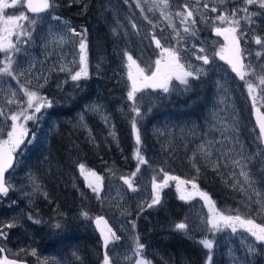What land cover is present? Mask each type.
Instances as JSON below:
<instances>
[{
  "label": "rangeland",
  "instance_id": "1",
  "mask_svg": "<svg viewBox=\"0 0 264 264\" xmlns=\"http://www.w3.org/2000/svg\"><path fill=\"white\" fill-rule=\"evenodd\" d=\"M22 1L18 0L15 7L5 9V16H20L23 13L35 19L36 23L33 25L27 20L20 21L31 32V36L20 37L21 51L15 53L13 57L16 78L0 75V113H4L0 115V133H2L0 141L12 131L10 119L12 114H19L24 109H27L29 115L34 112V108L27 107L28 96L25 92L38 93V97L33 99L34 105L41 103L39 97H43L47 104L39 113H35L34 119L25 121L23 116H20L16 121L18 126L22 124L28 129L27 139L32 142H26L17 150L15 164L6 176L5 183L9 186V197L3 204L5 209H0V232L6 234V236L0 235V239L4 245L35 251L38 259L44 264L78 263L84 254L85 238L96 243L97 248L99 247L91 227V220L95 217L91 212L83 210L87 213V218L82 213H79L80 217L76 214L79 217V223L70 236L62 235L58 238L56 246L48 247L46 242L40 241L37 234L42 228L45 231L49 230V224L41 223L35 216L37 212L35 210L45 209L48 189L54 184L51 176L54 161L51 156H48V151H43L57 133L59 122L70 119L73 122L76 121L78 130L89 131L86 118L90 117L97 124L102 125L104 134L108 138L115 137L112 121L102 107V99L92 95L87 97L86 101L74 104L77 99L74 95L80 87L77 84L89 77L101 75L102 79L105 78L109 82L112 80L110 82L112 84L120 82L126 88L124 103L130 107L129 112H132V117H138L143 121L142 128L146 134L144 136L155 137L162 143L161 148L166 154V160L179 141L178 137L183 136L187 146H192V159L198 158L202 164L213 161V158L223 162L225 171L233 180V186L239 187V191L248 199L247 203L249 202L245 208L242 205L231 206L230 209L218 208L209 195L194 181H184L174 173L164 172L162 167L152 168L147 161L150 153L146 147L142 146L144 142L142 134L139 146L136 144L135 136L132 135L135 148L126 158L120 157L114 163H97L91 169L78 172L81 186L88 197L92 196L100 201L102 198L105 201L102 207L106 216L103 217L109 221L112 231L119 237V239H112L111 234L108 235L110 242L107 252L110 256V264H136L137 259L140 258L150 261L151 264H166L172 260L165 247L166 244L158 238L154 240V245L144 246L141 257L135 254L136 241L133 237L134 228L131 219L133 213L130 214L132 209L133 211L149 210L157 205L148 207L152 203L153 182L158 185L164 184L165 174L175 179H168L167 184L162 188L157 187L156 191L161 197L164 190H170L177 202L178 210L183 209L184 217H187L184 224L190 227L191 233L188 240L193 249L192 264H196L195 254L203 257L201 264H264V244H258L255 238L238 223L235 225L237 233L234 234L231 227H226L220 220L221 215H239L245 219H252L256 225L264 227V198L262 195H256L259 191L254 181V173L257 172L255 166L259 163L264 165V154L261 150L254 148L253 141L250 140L249 143L244 144V139H241L242 124H239V113L244 112L245 109L249 113V109L253 107V96L256 97V107L262 108L264 105V85L260 84V79L264 78V46L257 45L254 40L256 36L264 38V25L259 28L261 23L256 18L258 16H245L243 12V15L237 18L240 46L244 50L245 57L243 63L247 66L243 69L245 75L241 79L231 74L225 61L216 55L222 49L225 51L226 41L223 36L214 34L213 27L224 28L235 25H230L227 21L221 23L212 16L205 18L210 7L204 6L210 5V0H167V6L163 0H129V2L125 0L124 4L119 0H92V5L95 6L92 20L84 16L85 9L81 7L87 0H63V5H61L62 0H55L53 7L45 14L33 17L25 13L21 6ZM70 5L79 8L67 11ZM185 6L193 13V16L182 23L187 16ZM244 7L260 8L259 4L246 5L242 0V8ZM177 12L181 15L177 16ZM256 12L252 13L256 14ZM73 15L85 17L84 21L74 23L70 19ZM103 15L108 16L110 20L103 19ZM146 15L153 19L157 16L158 19H147ZM53 16L59 19L54 20ZM193 21L195 24L192 23ZM106 23L109 28L105 32L103 26ZM133 25L136 27L134 28ZM184 27H189L195 35L185 33ZM69 29H75L78 34L73 35ZM154 36L161 41L163 47L176 51L177 62L183 64L185 70H188V66L191 65L192 69L201 68L203 71L197 78L187 77L188 85H181L173 77L169 85L170 91L167 93L163 90L150 92L142 89L141 92L136 93L138 98L136 106L141 113V110L154 107L155 104H158V108H162L169 102L168 100H175V103H187L188 94L197 85L201 89L208 90L206 97L200 100L201 104L197 111L196 121L198 120L200 124L196 123L194 118H189L190 113L182 116L185 111L182 109H176L175 114H166L148 120L146 114L143 117H141L142 114L136 116V113L132 111L134 102L127 98L132 84L128 79L129 72L139 83L144 76L156 71L157 59L162 61V68L163 63L169 59L167 54L162 55V50L156 47ZM61 37L63 40L60 39ZM82 38L87 44L88 75L73 81L71 75L80 71L81 67L79 41ZM101 38L108 39V48L99 47ZM16 39L14 35L12 37L14 43ZM200 48L206 51L199 52ZM257 51L261 52L259 58L256 56ZM125 52L136 61L134 65L127 60ZM200 55L209 56V64L205 65L202 60H198L197 56ZM4 58L5 54L0 53V61ZM3 66L0 63V68ZM61 68L64 70L61 71ZM138 68L142 72H138ZM260 71L263 72L260 73ZM201 79L205 81L204 87L199 82ZM246 82L252 83L255 88L251 95ZM65 97L71 98L68 101L73 103H69L67 107H73L67 112L68 115L62 117L58 108L63 106ZM70 125L75 124L70 123ZM252 130L253 128H249V132L247 129V133L249 132L250 138L256 139L257 134L255 133V136ZM110 132L114 133V136L110 135ZM137 149L146 160V163L139 165V171H137L139 163L136 156ZM32 153L36 156L33 163L29 160ZM234 161L240 163L237 164ZM242 168L254 181L251 186L240 174ZM252 168H254L253 173H251ZM132 173H136L134 177ZM97 177L100 179L98 180ZM125 178L131 179L136 188L135 191L129 190L128 185L124 183ZM193 182L196 188H193ZM93 187L98 188L99 196L93 192ZM202 194L208 199H204ZM181 196L184 199H181ZM39 201H43L44 205L36 206ZM210 218L217 223V228L209 226ZM8 223H13L14 226L6 227ZM141 225L138 222V227ZM149 227L147 226V230ZM203 240L213 244L210 252L203 247L201 243ZM249 246L254 249L253 252H249ZM208 255H211V261L208 260ZM97 264H101L100 255Z\"/></svg>",
  "mask_w": 264,
  "mask_h": 264
},
{
  "label": "trees",
  "instance_id": "2",
  "mask_svg": "<svg viewBox=\"0 0 264 264\" xmlns=\"http://www.w3.org/2000/svg\"><path fill=\"white\" fill-rule=\"evenodd\" d=\"M119 1L123 4L126 3L125 0ZM127 1L129 2V0ZM61 5H63V0L61 1ZM81 7L85 9L84 16L92 20L95 13V6L92 5V0H87ZM78 8L79 7L70 5L67 11L72 9L77 10ZM248 10L249 13L257 11L255 15L258 16L256 18H258L257 20L261 23L259 28H262L264 25V8L250 7ZM62 14L65 15L64 11H62ZM246 15L245 13V16ZM85 17H75L73 15L70 19L78 24L82 23ZM108 18V16L103 15V19L110 20ZM145 18L151 20L158 19L157 16L156 19H153V17L149 15H146ZM108 28L109 25L106 23L103 29L106 32ZM99 47L108 48V39L101 38ZM262 72L263 71H260V73ZM101 77L103 76L89 77L79 82L77 85L80 87L77 91L78 95L77 93L74 95V97L77 98L74 104L77 105L80 102H84L87 97L92 95L102 99V107L105 114L108 115L112 121L115 137L113 139L108 138L104 134L102 125L100 123L97 124L93 119H90V117L86 118L89 131L78 130L76 121L73 122L70 119H65L63 122H59L57 133L50 139L49 144L43 151H48V156H51L52 161H54V169L51 171L54 184L48 189L45 209L37 208V210H35L37 211L35 216L39 218L40 222L44 225L49 224L50 229L46 230L47 238H44L48 247L56 246L58 238L62 235H66L67 237L70 236V233L77 227L80 217L79 213H84L83 210L86 212L89 211L95 216H106V212L102 207L105 201L102 200V198L100 201L94 199L92 196L88 197L87 192L82 188L81 181L78 178V172L81 170L80 165H83V169L87 170L95 167L97 163H114L120 157L126 158L131 153V150L135 148L131 129L133 122L132 112H129L130 107L124 103L126 96V91L124 89L126 88H124L120 82H113L112 84L110 83L112 80L109 82L107 79L105 80V78L102 79ZM199 82L201 86L204 87L203 83H205V81L201 79ZM191 91L192 92L188 94L187 103H175V100H168L169 102L162 108H158V104H155L154 107L141 110V117L146 114L148 120L157 116L175 114L177 111L176 109H182L185 110L182 116L190 113L189 118H194V121H196L197 111H199L198 109L202 98L206 97V92L208 90L207 88L201 89V87L195 85L194 90ZM70 99L65 97L66 101H63V106L58 108V110L61 111L60 115L62 117L66 114L68 115L67 112L73 107H67L69 103L73 104L71 101H68ZM259 109L264 114V105ZM239 115V124L241 123L243 125H241V139H244V144L249 143L251 140L253 141L252 144L254 148L261 150L258 136H256L257 133L250 118V111L248 113L245 109V111L240 112ZM135 118L137 120L139 135L142 134L143 136L144 142L142 146L146 147L148 153H150L149 160L147 161L150 162L152 168L162 167L164 172L174 173L184 181H194L199 188L209 195L210 199L218 208L224 207L230 209L231 206L239 205H242L244 208L246 207L249 203H247L248 199L239 191V187L233 186V180H231L227 171H225L223 167L224 164H222L223 162L220 160L216 161L213 158V161L202 164L198 158L192 159V146H187V142L184 141L185 138L183 136L178 137L177 140L180 142L178 141L177 144H175L173 151L168 155L169 157L166 160V154L161 148L162 143L155 137L153 138L149 135H147V137L144 136L146 135L142 128L144 127V123L138 117ZM70 123H74L75 125H70ZM196 123L200 124L198 120ZM249 128H253L252 133L257 137L256 139L249 137ZM247 129L249 131L248 133ZM244 134L245 136H243ZM34 154L35 153H32L29 157L32 163L36 157ZM164 156L166 162L163 160ZM255 168H257V172L254 173L255 187L259 191L260 196L262 195L264 198V165L259 163ZM197 169H199V171H197ZM253 172L254 168L251 170V173ZM170 193V190H164L161 195V202L152 209L138 211H133L132 209V211H130V214L133 213L131 217L133 222H131L135 224L133 237L135 241L138 240L139 243H142L144 246L145 244L146 246H149V244L154 245L153 241L159 238L166 244L165 247L167 248L169 257L172 258V260L168 262L169 264H192L193 249L190 247V242L188 240L191 233L190 227L186 226V229L183 231L176 228V224L186 223L187 217H184L185 214L183 213V209L180 208L178 210L177 202L172 196V193ZM251 203L252 200L250 204ZM39 205H44V202L39 201L36 206ZM3 208V204L0 203V209ZM76 214H79V217L76 216ZM138 222H140L143 227H138ZM57 225H59V227H57ZM147 226H150L148 232ZM84 248V254L80 258V261L74 264H97L100 250L99 247L97 248L96 243L85 238ZM183 252L184 254H182ZM195 256L196 264H201L203 257H198L197 254H195Z\"/></svg>",
  "mask_w": 264,
  "mask_h": 264
},
{
  "label": "snow or ice",
  "instance_id": "3",
  "mask_svg": "<svg viewBox=\"0 0 264 264\" xmlns=\"http://www.w3.org/2000/svg\"><path fill=\"white\" fill-rule=\"evenodd\" d=\"M18 0H11L9 3V0H0V53L5 54L4 60L0 61L4 66L0 68V75H6L10 76L13 79L16 78L15 76V69L13 68V57L15 53H18L21 51V48L19 47L20 37H30L31 32L26 28V26L23 23H20V21H30L31 24H35V19H32L23 13H21L20 16L15 15H7L5 16L4 10L8 8L15 7L17 5ZM165 5L167 6V0H163ZM55 3V0H26V7L28 10L34 14H39L42 12L47 11L48 9L52 8ZM244 3L246 5H253V4H259V7L264 8V0H244ZM139 7V5H137ZM208 5L205 4V8H207ZM212 12H216L217 9L215 7L210 9ZM185 11L187 12V16L184 17L183 22L188 21L193 16V13L191 11L187 10V6H185ZM239 11L245 12L248 16L255 15V13H249V10L247 7L241 8V9H233L232 13L230 14L231 18L228 14L222 13L220 14L217 19L221 21V23H224L227 21L230 25H235L232 27H220V26H214L213 32L217 36H223L225 41L228 43V51H230L231 56L226 57L223 52L224 49L221 50V52H217L216 55L220 56V59L226 60L229 65L232 67V71L237 74L241 79L244 78L245 72L241 71L242 69H245L247 66L242 63V60L244 57V50L240 46V39H239V33H238V25L239 20L235 19L237 16V13ZM177 16H180L181 13L177 12ZM52 19L56 20L59 19L56 16H53ZM195 24V21L192 22ZM135 28L136 25H133ZM69 31L72 32L73 35H77L75 29H69ZM183 31L185 33L195 35V32L193 30H190L189 27H184ZM16 36V42L14 43L12 40L13 36ZM82 35V34H81ZM179 35V34H178ZM63 40V37L60 38ZM153 40L156 44L157 48H160L162 50V55L167 54L168 60L163 63L160 59H157L155 61L156 63V71L152 72L149 76H144L143 80L139 83L137 80L133 77L132 73L129 72L128 79L132 82L131 84V90L127 93V98L129 101H133L132 111L136 113V116H140V109L136 106V93L141 92L142 89L151 88L153 90L161 89L165 93L170 91V82L172 81L173 77H175L176 80L180 82L181 85H188V79L187 77H193L197 78L199 74L203 71L201 68L192 69L191 65L188 66V70H185V66L181 63L177 62V55L176 51L169 49L167 47H163L161 44V41L157 39L155 36L153 37ZM255 43L257 45L264 46V38H261L260 36L254 37ZM86 49L87 44L85 39H81L79 41V56H80V71L75 72L74 75H71V79L73 81H78L81 79L82 76H87V70H86ZM199 52H205L206 50L204 48L198 49ZM127 60L130 62V64H135L136 61L133 59V57L128 54L127 52L124 53ZM261 55V52L257 51L256 56L259 58ZM198 60H202L203 64L207 65L210 62V58L207 55H200L197 56ZM64 69L61 68V71ZM138 72H142L141 69H137ZM260 84L264 85V78L260 79ZM40 87H43V85H40ZM246 87L249 90V95H251L255 88L252 83L246 82ZM25 94L28 96V105L27 107L29 109L34 108V112L29 115L27 112V109L22 110L19 114H12L10 116V119L12 120V131L8 132V140L2 141V143L9 145L6 151H0V194L6 195L9 191V186H6L5 183V177L4 174L7 171L8 168H11L13 166V159L14 155L17 154V150L21 148V145L25 144L26 142L31 143L32 141L30 139H27L28 137V129L25 128L22 124L17 125L16 121L20 118V116H23L24 120H32L35 118V113H39L41 111V108L44 107L47 102L44 100L43 97H39L41 103L34 105L33 99L38 97V93L35 91L32 92H25ZM253 107L255 108V101L256 97L253 96ZM50 106V105H47ZM257 113V125L259 126V139L261 142H264V115L260 114L259 109H255ZM0 115H4V113H0ZM6 119L8 117H5ZM107 119V118H105ZM19 128V130H18ZM132 132L136 139V144L139 146L141 144V138L138 131L137 126V120L135 117H133L132 122ZM2 135V133H0ZM110 135L114 136V133L110 132ZM136 156L138 158V165H137V171H139V165H142L146 163L145 158L140 155L139 149H137ZM234 163L239 164V161H234ZM195 166V165H194ZM83 165H80L81 170H83ZM244 167H247V165H244ZM199 171V169H197ZM136 173H132V176L134 177ZM244 179L245 182L248 183L250 186L254 183V181L251 180L249 173L247 171H244L242 168V171L240 173ZM92 175H95V173H92ZM99 180L100 178L97 177ZM168 179H175V177H169L167 174H165L164 184L158 185L156 182H153V196H152V203L148 205V207H152L155 204H159L161 197L160 194L156 191L157 187L162 188L164 185L167 184ZM124 183L128 185L129 190L135 191L136 188L134 187L131 179L125 178ZM193 188H196V184L192 183ZM93 192L99 196V190L96 187H93ZM257 196H260L259 192H256ZM204 199H208L206 195H203ZM181 199H184L183 196L180 197ZM82 215L87 218V213H82ZM219 215V214H218ZM31 219V217H29ZM220 220L223 221L226 227H231L232 233H237L236 224L238 223L242 228H244L245 231L250 233L252 237L255 238V241L258 244H264V227L256 225L252 219H245L242 218L239 215L236 216H220ZM36 223H39V221H34ZM97 226H99L101 223H104L105 228H107V232L111 234L112 239H119V237L116 236V234L112 231L111 228L107 226V222L104 221L102 217H98L95 221ZM209 226L212 228H217V223L214 222L211 218L208 220ZM6 227H13V223H8L5 225ZM59 227V225H57ZM133 228H135V224H133ZM176 228L179 230H184L186 228V224L184 223H178L176 224ZM0 235L6 236L5 233L0 232ZM101 237L103 238L104 246L106 249L104 258H103V264H110V256L107 252V248L109 245V237L105 235L104 231L101 230ZM203 244V247L205 249H208L209 252L213 248V244L208 240L201 241ZM144 249V245L142 243H139V241H136L135 246V254L138 257H141L142 251ZM254 249L249 246V252H253ZM6 252V249L3 247H0V253ZM33 255H36V252H32ZM79 258V257H78ZM208 260L211 261L212 257L211 255H208ZM0 264H17L16 260L8 259L7 257L0 258ZM136 264H151L150 261H146L143 258L137 259Z\"/></svg>",
  "mask_w": 264,
  "mask_h": 264
},
{
  "label": "flooded vegetation",
  "instance_id": "4",
  "mask_svg": "<svg viewBox=\"0 0 264 264\" xmlns=\"http://www.w3.org/2000/svg\"><path fill=\"white\" fill-rule=\"evenodd\" d=\"M205 7V6H204ZM210 7L209 9L215 7L217 9L216 12H212L211 10H208V15L205 16V18H211L217 17L222 14L226 13L231 18L230 14L232 13L233 9H241L242 8V0H210ZM204 9V8H203ZM205 10V9H204ZM243 15V11H239L237 13L236 19ZM220 39H223L220 37ZM6 182V179H5ZM9 194L5 196L3 199L0 198V203L4 204L5 200L8 199ZM30 211V209L28 210ZM1 223V220H0ZM47 232L44 230V228L40 229L39 233L37 234V237L40 238V241H44V238L46 237ZM47 238V237H46ZM0 247H3L6 249V252L0 253V258L7 257L8 259H13L17 261V264H44L42 261H40L36 255H33V251H26L21 250L17 247L12 246L7 247L4 245V243L0 239Z\"/></svg>",
  "mask_w": 264,
  "mask_h": 264
},
{
  "label": "water",
  "instance_id": "5",
  "mask_svg": "<svg viewBox=\"0 0 264 264\" xmlns=\"http://www.w3.org/2000/svg\"><path fill=\"white\" fill-rule=\"evenodd\" d=\"M21 6H22L23 10L25 11V13H26L27 15H29V16H32V17H33V16L42 15V14H45V13L47 12V11H45V12H42V13H39V14H34V13L30 12V11L28 10V8L26 7V0H23V1H22V5H21ZM227 49H228V43L226 42V44H225L224 55H225L226 57H230V56H231V53H230V51H228ZM224 61H225V63L228 65L231 74L237 76V74H236L235 72L232 71V67H231V65H229V64L227 63L226 60H224ZM242 63H243V60H242ZM241 71H243V69H242ZM149 75H151V73L148 74L147 76H149ZM146 90H148V91H150V92H160V91H161V89L153 90V89H151V88H146ZM255 109H259V108L256 107V106H255V108H254V107H251V109H250V118H251L252 124H253V126H254V129H255V131H256V133H257L258 140H259V144H260V148H261V150H262V152H263V154H264V142H261L260 139H259V126L257 125V113H256V110H255ZM259 111H260V109H259ZM260 114L264 115L261 111H260ZM6 140H8L7 135H5V138H4L3 140L0 141V151H6L7 148L9 147V145L2 143V141H6ZM15 160H16V159H15V155H14L13 166H14V164H15ZM13 166H12L11 168H8L7 171L5 172V174H4L5 179H6V176L9 174V172L12 170ZM6 186H7V185H6ZM8 194H9V191H8V193H7L6 195L0 194V198L3 199V198H4L5 196H7ZM98 217H102V218L104 219V221L107 222V226H108L109 228H111V225H110L109 221H108L105 217H103V216H95V217L91 220V227H92V230H93L95 236L97 237V240H98V243H99V250H100L101 264H103V258H104V255H105L106 249H105V246H104L103 238L101 237V230L104 231V233H105L106 236H108L109 233L107 232V228H105L104 223H101L99 226H97V224L95 223V221H96V219H97ZM111 229H112V228H111Z\"/></svg>",
  "mask_w": 264,
  "mask_h": 264
},
{
  "label": "bare ground",
  "instance_id": "6",
  "mask_svg": "<svg viewBox=\"0 0 264 264\" xmlns=\"http://www.w3.org/2000/svg\"><path fill=\"white\" fill-rule=\"evenodd\" d=\"M145 220V219H144ZM147 221V220H146ZM145 222V221H144ZM147 224V223H146ZM145 225V224H144ZM143 227V226H142ZM148 231V230H147ZM145 234V233H144ZM159 239V238H158ZM19 242V241H18ZM24 242H26V241H24ZM154 242V241H153ZM27 243V242H26ZM146 243H147V241H146ZM150 243V242H149ZM169 243V242H168ZM23 245V244H22ZM146 245V244H145ZM164 245V244H163ZM186 249V248H185ZM184 251V250H183ZM186 252H187V250H186ZM189 253V252H188ZM99 254V253H98ZM182 254H184V252L182 253ZM94 255V254H93ZM97 255V254H96ZM185 255H186V253H185ZM99 256V255H98ZM94 257V256H93ZM162 262V261H161ZM169 264V263H168ZM173 264V263H172Z\"/></svg>",
  "mask_w": 264,
  "mask_h": 264
}]
</instances>
